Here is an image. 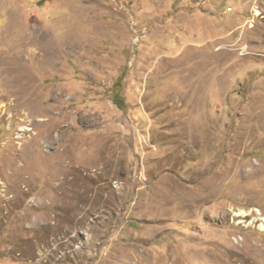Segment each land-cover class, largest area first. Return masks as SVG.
Here are the masks:
<instances>
[{"label":"rangeland","instance_id":"obj_1","mask_svg":"<svg viewBox=\"0 0 264 264\" xmlns=\"http://www.w3.org/2000/svg\"><path fill=\"white\" fill-rule=\"evenodd\" d=\"M0 264H264V0H0Z\"/></svg>","mask_w":264,"mask_h":264},{"label":"bare ground","instance_id":"obj_2","mask_svg":"<svg viewBox=\"0 0 264 264\" xmlns=\"http://www.w3.org/2000/svg\"><path fill=\"white\" fill-rule=\"evenodd\" d=\"M9 6H10V5H9ZM7 7H8V6H7ZM7 9H8V8H7ZM7 9H6V10H7ZM6 10H5V11H6ZM9 10H10V9H9ZM10 12H11V11H10ZM1 31H2V30H1ZM3 31H5V30H3ZM12 33H13V32H12ZM8 34H10V35H11V33H10V32H9ZM7 38H8V37H7ZM5 39H6V38H5ZM15 40H16V39H15ZM13 41H14V40H13ZM6 42H7V41H6ZM5 45H6V44H5ZM16 52H17V51H16ZM4 89H5V88H4ZM7 89H8V88H7ZM5 90H6V89H5Z\"/></svg>","mask_w":264,"mask_h":264}]
</instances>
